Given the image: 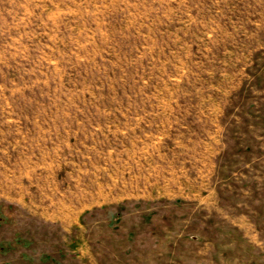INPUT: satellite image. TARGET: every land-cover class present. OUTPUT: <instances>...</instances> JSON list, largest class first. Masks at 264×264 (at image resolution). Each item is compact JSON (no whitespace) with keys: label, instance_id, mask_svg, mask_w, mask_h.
Wrapping results in <instances>:
<instances>
[{"label":"rangeland","instance_id":"374dc122","mask_svg":"<svg viewBox=\"0 0 264 264\" xmlns=\"http://www.w3.org/2000/svg\"><path fill=\"white\" fill-rule=\"evenodd\" d=\"M0 264H264V0H0Z\"/></svg>","mask_w":264,"mask_h":264}]
</instances>
